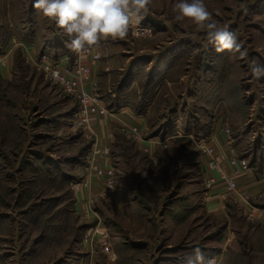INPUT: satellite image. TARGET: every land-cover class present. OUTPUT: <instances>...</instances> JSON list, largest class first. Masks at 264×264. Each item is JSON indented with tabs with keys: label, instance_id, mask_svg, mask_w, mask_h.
Instances as JSON below:
<instances>
[{
	"label": "rangeland",
	"instance_id": "rangeland-1",
	"mask_svg": "<svg viewBox=\"0 0 264 264\" xmlns=\"http://www.w3.org/2000/svg\"><path fill=\"white\" fill-rule=\"evenodd\" d=\"M177 2L151 0L141 25L150 35L99 42L101 101L143 113L156 154L113 122L102 149L93 125L73 118L78 97L17 53L11 80L0 79V264H187L197 247L217 264H264L258 214L231 198L222 213L206 208L208 156L198 145L220 123L231 128L239 157L264 152V134L254 132L264 124V77L248 68L264 64V0H204L243 44L244 59L217 52L206 27L176 21ZM32 3L0 0V55L20 42L55 54L48 43L69 40ZM90 165L112 173L93 172L86 186Z\"/></svg>",
	"mask_w": 264,
	"mask_h": 264
},
{
	"label": "clouds",
	"instance_id": "clouds-1",
	"mask_svg": "<svg viewBox=\"0 0 264 264\" xmlns=\"http://www.w3.org/2000/svg\"><path fill=\"white\" fill-rule=\"evenodd\" d=\"M150 4L151 0H34L32 7L64 30L70 41L65 42L66 47L71 52L83 55L101 40L123 41L129 34L136 38L150 35L151 28L141 26ZM174 11L176 21L187 18L206 27L209 43L217 52L238 53L241 59L247 56L236 35L213 19L204 0H178ZM248 68L255 79L264 77V64L252 60ZM184 260L187 264H217L215 258H206L199 247L185 255Z\"/></svg>",
	"mask_w": 264,
	"mask_h": 264
},
{
	"label": "built area",
	"instance_id": "built-area-1",
	"mask_svg": "<svg viewBox=\"0 0 264 264\" xmlns=\"http://www.w3.org/2000/svg\"><path fill=\"white\" fill-rule=\"evenodd\" d=\"M20 43L24 50L23 55L26 62L41 70L49 80L61 87L65 92L78 97L79 106L73 117L76 119L77 125L89 130V128H92L91 126L93 125V119L95 117H109L110 120L120 128V132L128 139L132 140L135 145L145 152L147 151V153H152L150 148L143 145L145 141L153 140L152 137H147V124H131L130 121L125 120L122 116L123 108L113 110L108 108L101 101L98 91V82L92 78L91 65L89 62H85L79 58L82 55H79V57L74 60L67 53L62 55L47 52L40 53L32 46L23 42ZM93 47L83 55L92 53ZM99 59L100 55L98 52L93 54V64L98 63ZM0 61L6 63L5 57H0ZM231 133V128L227 126L225 128V134L230 143L233 141ZM198 145L201 153L208 156L207 166L209 170L217 171L225 180L223 196L225 198L234 199L236 203H239L242 208H244L249 216L254 217L256 215L253 208L254 204L249 195L241 189L238 183V177L250 171L253 165H250L247 159L239 157L236 149L232 147L230 149L229 162L233 169L228 173L223 167L224 164H222L223 160L218 150V143L213 138L208 140L202 139ZM93 159L96 160L95 157ZM94 160L92 163H94ZM90 169L88 178L84 180L86 186L92 182L93 172L101 178H106L108 177L107 175L112 173L111 169H105L98 165H90ZM206 176V184L208 187L214 186L219 181L208 171ZM206 258H215L217 261L216 255Z\"/></svg>",
	"mask_w": 264,
	"mask_h": 264
},
{
	"label": "crops",
	"instance_id": "crops-1",
	"mask_svg": "<svg viewBox=\"0 0 264 264\" xmlns=\"http://www.w3.org/2000/svg\"><path fill=\"white\" fill-rule=\"evenodd\" d=\"M55 42V41H54ZM69 42V40H65L64 42H61V44H52L51 42L48 43L47 46L52 45V49L55 51V54L57 55H62L64 53L69 54V49L66 47V43ZM44 46L46 43H43ZM12 44L8 46L7 51L3 54L0 55V57H5L6 63H2L0 61V79H5V80H11L12 78V68L15 66L16 58H17V53L20 54L21 52L23 54L24 50L21 47L19 49L12 50ZM99 47L100 45H96L93 47V52L90 53L89 55H82L81 58L85 62H89L92 68V74H93V79L97 80V71L96 69L101 63V55L98 63L93 64V54L96 52L99 53ZM10 48V49H9ZM54 53V52H53ZM123 114L122 116L124 117L125 120L130 121L131 124H136V125H143L147 124V119L146 116L137 111H133L129 107H123L122 110ZM252 117V116H251ZM252 119V118H250ZM109 117H95L93 119V127L94 131L96 132V135L98 136L97 143L100 147H105L108 145L109 142L112 141L113 138V123L110 120ZM258 125L255 126L257 128L254 130V132H262L264 134V124L257 123ZM225 128L222 127L220 123L216 127H214V132L213 134L208 138L211 139L213 138L217 143H218V150L220 152L221 158H222V164L223 167L226 169V171L229 173L232 171V166L230 165L229 162V156H230V149L233 147V141L230 143L227 140L226 134H225ZM143 145L147 146L148 148L151 149L152 154H156L158 150V145L155 142L152 141H145ZM250 148L249 151H246L245 153H249V155L245 156L248 160L254 156L252 160V169L248 171L245 174H242L241 176L238 177V183L241 187V189L249 195L251 201L254 204V211L256 214H258V217L261 218L260 222L264 224V203L261 205L258 203L257 199H262L264 201V152L262 150L255 151V149ZM252 151V152H251ZM102 153V151H101ZM104 162V158L102 160ZM102 162V163H103ZM250 162V161H249ZM206 171L209 173H212L217 180V184L212 186L207 194V201H206V208L209 210V212H214L215 214L217 213H222L224 212V205L225 201L227 200L223 196L224 188H225V180L222 178V176L215 170H209V168L206 166L205 168ZM83 194V193H82ZM82 196V195H81ZM163 264H184L182 262H179L175 259L172 258H165Z\"/></svg>",
	"mask_w": 264,
	"mask_h": 264
}]
</instances>
